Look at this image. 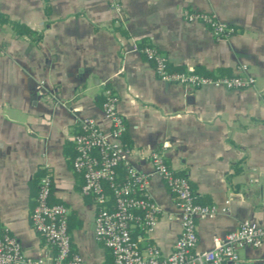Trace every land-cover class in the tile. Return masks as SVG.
Here are the masks:
<instances>
[{
  "label": "crops",
  "instance_id": "obj_1",
  "mask_svg": "<svg viewBox=\"0 0 264 264\" xmlns=\"http://www.w3.org/2000/svg\"><path fill=\"white\" fill-rule=\"evenodd\" d=\"M121 2L118 18L109 0H0L10 19L40 33L36 40L0 24V227L31 257L53 250L30 221L39 184L34 176L43 168L53 180L51 200L71 208L74 250L89 264L112 260L95 233L96 205L81 195L80 175L65 153L75 155L71 136L79 117L109 127L101 108L106 86L119 97L134 166L152 173L149 155L162 150L196 195L209 200L203 203L223 206L230 199L228 212L197 221L199 250L243 220L264 222V0ZM184 8L214 13L235 30L217 38L205 24L186 21ZM139 43L155 45L184 68L231 75L245 64L256 83L243 89L167 83ZM40 83L55 98L41 96ZM150 192L165 212L142 245L153 242L167 255L180 232L176 198L158 174ZM240 252L249 264H264V244Z\"/></svg>",
  "mask_w": 264,
  "mask_h": 264
},
{
  "label": "built area",
  "instance_id": "obj_2",
  "mask_svg": "<svg viewBox=\"0 0 264 264\" xmlns=\"http://www.w3.org/2000/svg\"><path fill=\"white\" fill-rule=\"evenodd\" d=\"M109 4L121 18V0H109ZM182 16L188 22L205 24L217 38L226 37L235 30L209 11L184 8ZM138 49L153 64L157 77L167 83L191 88L214 83L229 89H243L256 83V77L248 73L245 64L231 75H203L194 66L170 71L167 56L158 47L144 43L138 45ZM39 87L41 96L55 98L52 92H45L43 83ZM118 101L115 91L106 86L101 108L109 127L105 129L96 119L83 116L77 119V128L71 136L75 148L71 167L80 175L81 195L91 198L96 205L95 233L112 254L109 264H249L240 251L264 244V222L243 220L225 234L215 235L210 249L199 250L197 221L228 212L230 199H226L223 206L198 201L188 177L175 171L162 150L152 151L149 155L152 173L134 166L127 159L129 147L123 141L127 123L118 109ZM152 174H158L164 180L176 198L178 208L180 232L167 255H163L153 242L142 245L165 212L150 192ZM52 192L53 180L46 173L39 178L30 221L53 250L44 256L31 257L14 234L0 227V264H89L73 248L70 206L62 201H52Z\"/></svg>",
  "mask_w": 264,
  "mask_h": 264
},
{
  "label": "trees",
  "instance_id": "obj_3",
  "mask_svg": "<svg viewBox=\"0 0 264 264\" xmlns=\"http://www.w3.org/2000/svg\"><path fill=\"white\" fill-rule=\"evenodd\" d=\"M5 23L10 24V26L13 29V31L17 35L30 37V38H33V39H36V40L40 37V33L36 32L34 29L29 27L25 23L10 19V17L8 16L7 13H5L2 10H0V24H5ZM143 44L144 43H139L138 45L142 46ZM167 67H168V69L170 71L184 69L183 66H174V65L170 64L169 62L167 64ZM196 71H198L199 73H201L203 75H208V76L230 75L228 73L222 72L221 70H218V74H216L215 71H213V70H199V69H196ZM65 153L68 156V160L70 162L71 159H72V155H70L68 150H65ZM240 164H241V161L238 163V165L235 166V170H234L235 173L240 172V170H241V166H239ZM44 170L45 169H43V168L42 169H38V171L35 173V176H34V180L35 181H37L45 173H48L47 171H44ZM197 199H198V201H201V202H209V200H207L206 198H203L202 196H199V195H197Z\"/></svg>",
  "mask_w": 264,
  "mask_h": 264
}]
</instances>
